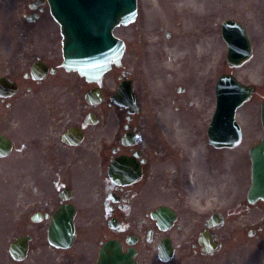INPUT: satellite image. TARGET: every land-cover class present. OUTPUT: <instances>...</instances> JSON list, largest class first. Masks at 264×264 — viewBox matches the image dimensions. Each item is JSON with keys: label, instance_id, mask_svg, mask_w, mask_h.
<instances>
[{"label": "rangeland", "instance_id": "374dc122", "mask_svg": "<svg viewBox=\"0 0 264 264\" xmlns=\"http://www.w3.org/2000/svg\"><path fill=\"white\" fill-rule=\"evenodd\" d=\"M3 8H5V7H3ZM5 9L7 10L6 13H5V10L4 9H0V14L2 16H4V15H6V14L9 13L8 9L7 8H5ZM3 13H5V14H3ZM3 32H4V30H3ZM119 34L121 36L125 37L129 43L131 42V40H132V36H131V34H132V28L131 27L120 28ZM130 50H131V46H130Z\"/></svg>", "mask_w": 264, "mask_h": 264}]
</instances>
